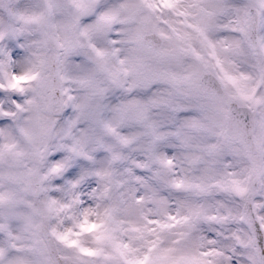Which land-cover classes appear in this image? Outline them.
I'll return each mask as SVG.
<instances>
[{
    "label": "snow or ice",
    "instance_id": "1",
    "mask_svg": "<svg viewBox=\"0 0 264 264\" xmlns=\"http://www.w3.org/2000/svg\"><path fill=\"white\" fill-rule=\"evenodd\" d=\"M84 49L112 85L131 80L130 98L98 102L92 118L124 145L132 139L121 129H142L165 170L173 161L157 147L178 140L201 176L171 187L199 199L162 197L131 168L143 193L104 171L91 199L72 181L63 199L60 190L49 195L47 175L24 163L45 155L36 147L46 132L38 105L20 130L31 150L0 145V264H264V0H0V73L11 88L52 61L61 72V54ZM21 57L25 73L9 75ZM80 82L106 94L94 79ZM153 178L168 183L161 172Z\"/></svg>",
    "mask_w": 264,
    "mask_h": 264
},
{
    "label": "clouds",
    "instance_id": "2",
    "mask_svg": "<svg viewBox=\"0 0 264 264\" xmlns=\"http://www.w3.org/2000/svg\"><path fill=\"white\" fill-rule=\"evenodd\" d=\"M89 51L84 49L69 57L61 54V72H57V64L52 61L43 73L32 80L21 82L20 87L16 89L11 88L8 77L0 73V113L9 114H0V129L3 130L0 145L14 142L24 151L31 150L32 145L20 130L32 126L34 109L39 105L46 132L38 140L36 147L45 155L42 160L26 159L24 163L28 168H38L41 175H47L49 195L52 191L60 190L56 199H63L69 181H72L77 184L73 191L81 199H91L90 193L99 192L103 188V180L97 173L104 171L112 172L117 179L123 181L126 190L135 188L143 193L144 186L136 183L126 172L131 168L137 175L143 176L151 190L158 192L160 196L171 201L196 202L199 197L194 191L176 190L171 187L173 180L186 177L189 181L196 182L201 176L200 169L190 163L194 154L182 147L178 140L169 137L157 147L159 154H164L173 161L165 170L154 159L150 141L143 135L142 129H121L124 135L132 139L131 143L124 145L107 134L103 125L92 118L90 113L95 110L98 102L114 107L121 100L130 98L124 87H127L131 80L129 78L123 87L112 85L94 61L85 55ZM37 54L51 56L52 52L40 48ZM23 61L24 57L14 61L6 70L9 75H23L26 71ZM61 76L64 78L61 79ZM89 78L94 79L98 87L107 90L103 97H95L89 87L81 84L82 79ZM147 94L145 91L136 90L132 95L143 97ZM106 116L111 119L112 113H106ZM162 130L168 131L167 128ZM34 131L38 133L39 130ZM113 152L121 155V161L112 160ZM134 162L143 163L148 167L143 170L136 169ZM7 165L8 161L5 160L2 167L6 170ZM57 165L63 171L59 174L50 173L49 169ZM154 172L165 174L168 183L157 182L153 178Z\"/></svg>",
    "mask_w": 264,
    "mask_h": 264
}]
</instances>
